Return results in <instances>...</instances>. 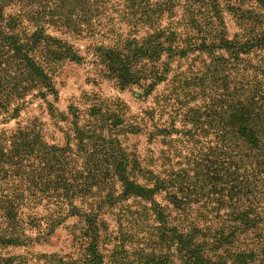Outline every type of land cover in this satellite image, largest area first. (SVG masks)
I'll return each instance as SVG.
<instances>
[{
    "label": "trees",
    "instance_id": "1",
    "mask_svg": "<svg viewBox=\"0 0 264 264\" xmlns=\"http://www.w3.org/2000/svg\"><path fill=\"white\" fill-rule=\"evenodd\" d=\"M71 1L0 0V264H264V14L253 4L264 0H185L186 18L167 27L156 25L175 0L114 3L121 19L107 18L109 44L92 50L106 78L153 103L136 126L122 106L106 110L87 98L82 123L70 105L76 143L75 152L69 141L62 147L64 163L58 148L44 155L41 119L64 118L54 77L80 58L53 31L96 38L92 20L106 7ZM224 11L239 33L229 36ZM193 52L209 62L196 58L170 79L171 64ZM35 102L38 114L25 119ZM11 121L10 131L1 126ZM128 130L158 143L159 153L128 151ZM40 204L46 216L21 217ZM70 216L76 255L3 253L35 245Z\"/></svg>",
    "mask_w": 264,
    "mask_h": 264
},
{
    "label": "rangeland",
    "instance_id": "2",
    "mask_svg": "<svg viewBox=\"0 0 264 264\" xmlns=\"http://www.w3.org/2000/svg\"><path fill=\"white\" fill-rule=\"evenodd\" d=\"M105 1L106 7L104 11L99 15H95L92 20V24H94V28L96 29V38H76L70 35L65 36L62 33L53 31V33H55L56 35L66 38L74 47V49H76L75 51L80 58V60L76 62L69 60L63 62L62 66L58 69L54 77L55 85L59 95L57 102H55V105L57 107V110L60 113L64 114V118L61 117L60 119V117H57L56 119L51 120L50 115L45 113L42 115L41 119V121L43 122V127L40 131L43 138V143L46 144L44 145L45 149L43 150L45 152L44 155L50 154V151H52L53 147L58 148L60 150L59 153H56L57 155H59L57 158L61 157V160L64 161V163L65 158L68 156L65 157V154L67 152H63L62 147H65L67 142L69 141L70 147L75 152L76 143L74 140V133L72 131L71 124L69 123L71 120L70 115H68V108L70 105L79 107L82 123H84V119L87 120L89 118L86 107L90 105V103H88L90 100H88L87 98H95L98 99L97 101L103 102L106 106V110L109 108L111 110H117L118 107L122 106L126 124L136 126V123L140 122V120L144 118L143 111L153 103V97H150L145 101L139 99L136 96V93L138 91L136 88H130L125 91L120 90L113 80L106 78L103 74V68L98 63L95 52L94 50H92V45L99 43L109 44L108 38L105 37L109 32V24H107V18L112 17L116 21H118V19H121L119 17V12H113L112 9L114 3L119 1ZM155 1L156 0H152V2ZM174 4L175 5L173 6V9L171 11L172 13H169L167 11L166 13H163L158 19V23L156 26H175L176 23H179V21L181 22L182 20H184V18H186L187 12H185V10L187 8L185 7V0H175ZM253 4L256 8V11L264 14V6L262 7L258 3ZM245 8H247V6ZM119 9H121V6ZM151 10L153 11V13H155L156 7L151 8ZM147 11L149 10L147 9ZM222 17L225 29L228 31L229 36H232L236 32H240L239 22L235 17H233V15H231L227 11H224ZM117 26L120 31L127 29L125 23L122 20H120V22H117ZM50 31L51 30H48L49 33ZM145 31L146 30L140 29L138 34L142 35ZM199 57H202V59L205 60L206 63L210 60V56L207 54L202 56L197 52H193L188 59L181 62V65L178 66L176 63L171 64L172 70L168 75L170 79L178 71L187 70L189 65L194 64L192 61ZM162 86L163 83L159 85L158 89H160V91ZM38 105L39 102L33 103L32 107L22 113L23 117L25 119L30 118L32 114L36 113V111L33 109L35 108L37 110L36 107ZM36 114H38V112ZM113 119L108 118V121L111 122ZM16 124V121H11L8 125L3 124L1 126L6 129L8 128V130L10 131V128H13L14 126H16ZM177 126L179 127L180 124H177ZM209 131L211 132V134L207 136L206 141L213 142V140L215 139V133L217 131H215L214 129H210ZM121 140L122 144L128 149V151L134 153L138 152L141 156H145L148 149H151L155 154H158L160 150V145L158 143L153 145V147L149 146L147 143L146 135L144 133L137 134L133 132V130H128L125 134H123V136H121ZM234 145L235 144L232 139H230V143H227L228 147H233ZM61 150L63 153L61 152ZM227 165L228 164H225V166ZM62 168L64 167H60V169ZM47 212L48 207L44 204H40L35 208L31 206H25L21 210V217L24 220L27 219L26 217L34 215L35 217H44L46 216ZM76 221V217L70 216L67 220L62 222V225L57 227L54 233L47 234L48 230H44L45 232L40 238L41 240L34 242L35 245L30 247L21 246L20 248L8 247L3 250V253L7 256L9 255V253L24 254L28 252V255H31V253L41 255L44 252L59 254L68 253L76 255L78 253L77 246L73 243V236L70 233V227L75 225ZM26 233L32 238L37 236L33 231L30 230H27Z\"/></svg>",
    "mask_w": 264,
    "mask_h": 264
}]
</instances>
